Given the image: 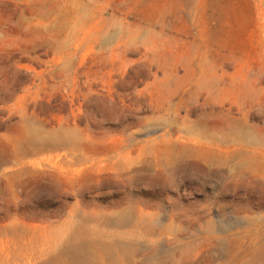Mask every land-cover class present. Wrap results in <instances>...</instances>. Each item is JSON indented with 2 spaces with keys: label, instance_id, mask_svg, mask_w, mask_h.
<instances>
[{
  "label": "rangeland",
  "instance_id": "obj_1",
  "mask_svg": "<svg viewBox=\"0 0 264 264\" xmlns=\"http://www.w3.org/2000/svg\"><path fill=\"white\" fill-rule=\"evenodd\" d=\"M46 1L0 0V160L25 123L75 137L25 159L29 193L0 178V264L77 240L98 264H264V0H61L58 35L18 25Z\"/></svg>",
  "mask_w": 264,
  "mask_h": 264
},
{
  "label": "bare ground",
  "instance_id": "obj_2",
  "mask_svg": "<svg viewBox=\"0 0 264 264\" xmlns=\"http://www.w3.org/2000/svg\"><path fill=\"white\" fill-rule=\"evenodd\" d=\"M47 1L37 12L32 13L30 19L22 17L18 25L20 26L26 23L35 25L34 23H36L39 27V34L51 32V34L58 35L60 33L61 0L51 1L53 5L52 15L47 10ZM2 27L3 24L0 22V29ZM44 47H46V44H44ZM54 47L58 49L60 46L56 42ZM21 134L23 140L22 145L10 148L6 153V158L0 160V178L4 179L9 193L15 198L29 193L31 187L37 185L35 181L26 178L27 174L33 172V169L27 170V167H35L37 163L28 162L25 161V159L30 156H36V154L42 152H47L50 148H52V150L60 149L70 141L69 139L75 137L70 131H54L48 133L49 139L47 140L45 138L47 131L43 129L42 126L27 123L22 125ZM80 143V140L76 139L73 143V148H78ZM38 169L41 170L42 168L39 167ZM75 187H72L74 192H76ZM3 191L5 190L2 188L0 181V194H2ZM101 252H105V250L95 242H83L81 240L72 241L62 252L61 256L46 260L44 264H98L97 262L99 261Z\"/></svg>",
  "mask_w": 264,
  "mask_h": 264
}]
</instances>
